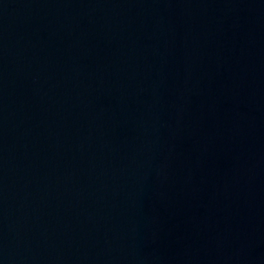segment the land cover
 <instances>
[{"label": "water", "instance_id": "1", "mask_svg": "<svg viewBox=\"0 0 264 264\" xmlns=\"http://www.w3.org/2000/svg\"><path fill=\"white\" fill-rule=\"evenodd\" d=\"M0 264H264V0H0Z\"/></svg>", "mask_w": 264, "mask_h": 264}]
</instances>
